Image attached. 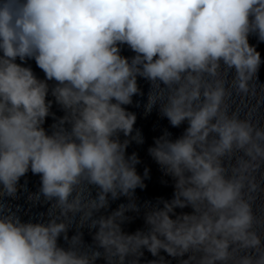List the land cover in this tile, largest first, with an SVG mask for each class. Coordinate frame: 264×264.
Returning <instances> with one entry per match:
<instances>
[{
    "label": "clouds",
    "instance_id": "9594fccd",
    "mask_svg": "<svg viewBox=\"0 0 264 264\" xmlns=\"http://www.w3.org/2000/svg\"><path fill=\"white\" fill-rule=\"evenodd\" d=\"M251 34L264 42V0H0V197L16 198L31 171L41 187L29 199L50 202L47 222H22L0 204V264H141L144 250L158 257L146 264H170L162 251L179 264H264V219L253 211L264 126L230 104L256 97L262 60ZM17 58L34 59L46 79ZM138 77L151 84L146 112L158 105L172 127H187L149 147L173 196L145 205L146 231L126 233L148 175L126 151L144 143L125 107L143 95ZM120 197L129 203L96 215Z\"/></svg>",
    "mask_w": 264,
    "mask_h": 264
}]
</instances>
